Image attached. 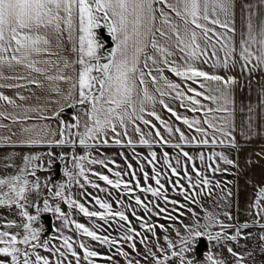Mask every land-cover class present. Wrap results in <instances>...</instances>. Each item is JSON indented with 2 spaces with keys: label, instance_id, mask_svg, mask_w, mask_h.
I'll list each match as a JSON object with an SVG mask.
<instances>
[{
  "label": "snow or ice",
  "instance_id": "6c2138e0",
  "mask_svg": "<svg viewBox=\"0 0 264 264\" xmlns=\"http://www.w3.org/2000/svg\"><path fill=\"white\" fill-rule=\"evenodd\" d=\"M261 133L264 0H0V264H264Z\"/></svg>",
  "mask_w": 264,
  "mask_h": 264
},
{
  "label": "crops",
  "instance_id": "0c3cea01",
  "mask_svg": "<svg viewBox=\"0 0 264 264\" xmlns=\"http://www.w3.org/2000/svg\"><path fill=\"white\" fill-rule=\"evenodd\" d=\"M252 3H256V0H251ZM114 43V41H113ZM211 70V69H209ZM239 74V73H238ZM243 76H241V80L243 82ZM253 83H252V91L249 94L247 88H245L243 94H241L239 91L237 92V104L239 105L241 103V101L243 100L245 103L247 102V100L249 99V96L251 98V100L253 102L256 101L257 99V83L259 82V77L254 73L253 76L251 77ZM167 116V112L165 111L164 113ZM246 115V113H239L238 112V122L243 121L244 116ZM238 139H240V137L238 136ZM248 143L251 145L250 147H245L241 152H240V165L241 168L243 169V171L240 172L239 176H235L230 174L228 176V179L230 180H236L238 181L239 184V188L237 189V186L235 184L231 185V187H233V191L234 193L238 190L239 191V195H240V203L241 206L243 207L244 201L246 196L250 193L251 191V186L247 184V180L246 178L249 176H254L257 180L261 179V174L262 172H264V158H261L260 156L256 155V152L259 150L261 145H264V133L261 134H257L255 136H253L251 138V140L248 141ZM144 147V146H141ZM170 152L173 151V149L169 148ZM190 151L192 149H189ZM157 151L159 152L160 149L157 148ZM248 153H252V160L253 163L251 166H245V159L248 155ZM233 158H235L233 156ZM259 161V162H257ZM139 170V169H138ZM148 171L151 172V167L148 168ZM142 179V178H141ZM143 182V179H142ZM154 183V181H153ZM214 194V193H213ZM215 195V194H214ZM178 198H181L179 196H177ZM233 199L235 200V196L233 197ZM207 202L209 203V205L212 203L211 199H207ZM198 209H200L199 207H197ZM199 211H202L201 209ZM140 215H145L148 216V213L144 212L143 210H140ZM132 217V221L135 219L137 220V217L135 214H131L130 213V218ZM157 219H161L160 217H155V220ZM167 220V219H166ZM169 223V222H167ZM135 224V223H133Z\"/></svg>",
  "mask_w": 264,
  "mask_h": 264
},
{
  "label": "rangeland",
  "instance_id": "374dc122",
  "mask_svg": "<svg viewBox=\"0 0 264 264\" xmlns=\"http://www.w3.org/2000/svg\"><path fill=\"white\" fill-rule=\"evenodd\" d=\"M18 151H21V152H24V151H28V150H30V149H28V148H24V147H21V148H18L17 149ZM170 150V149H169ZM105 151L106 152H109V153H111V154H116L115 155V158L121 163V165H124V160H123V158H122V156H120V155H118L117 153H118V151H119V146H113V147H108V148H105ZM124 151L125 152H128V157H129V159L132 161V163L134 164V165H136V164H138V162L136 161V159L132 156V154H131V152L127 149V147H125L124 148ZM139 151H145V147H140L139 148ZM5 152H6V149L3 147V146H0V156H3L4 154H5ZM57 162H59L60 164H61V162L60 161H57ZM56 162V163H57ZM102 170H104V171H108L107 169H102ZM3 171V169L2 168H0V172H2ZM53 172L55 173V175H54V179H58V178H60V176L62 175V164H61V172H60V174L59 175H57L56 176V165L54 166V168H53ZM47 173H45V172H41V175H46ZM101 183L103 184V183H105V182H103V181H101ZM88 191L89 192H92V191H94L93 189H91V187L89 186V188H88ZM102 196H105L106 195V193H100ZM215 194V193H214ZM213 194V197L215 196ZM78 195H79V193H78ZM108 198H110L111 199V197H108ZM176 198H178V197H176ZM206 198L207 199H211V198H208V197H205V204L206 205H209V203L207 202V200H206ZM88 199L89 200H91L92 199V197L91 196H89L88 197ZM125 199H127V197H125ZM211 201H212V199H211ZM113 203H114V206H115V201H113ZM161 203H162V201H161ZM198 207V206H197ZM96 208L99 210V206L97 205L96 206ZM200 209H198L197 208V211H199ZM202 212V211H201ZM44 213H50V212H44ZM130 213L131 214H133L131 211H129V216H130ZM43 214V213H42ZM41 214V215H42ZM51 214V213H50ZM148 215H149V213H148ZM189 215H190V213H189ZM51 216H52V224H53V227L56 225V224H58V221H55L54 220V217H53V215L51 214ZM78 218L82 221V222H84V223H89V221H88V218L85 216V215H83V214H80L79 216H78ZM153 220H155V216H152L151 217ZM43 219V218H42ZM131 219H132V217H131ZM44 220V219H43ZM45 222V221H44ZM101 223L103 222V221H100ZM160 222H162V223H167V222H169L168 220H166V219H160ZM133 223H135L134 225H136L137 227H139V223H138V221L137 220H133ZM157 231H161V230H159V229H157ZM248 231H254L253 229H248ZM201 238H205V240L207 241V238L206 237H201ZM93 243H95L94 241H93ZM253 243H259V241L257 240V241H249V246L251 247V245L253 244ZM207 246H208V241H207ZM206 246V247H207ZM206 249V248H205ZM204 249V250H205ZM101 250L102 251H106V249L105 248H101ZM129 251H132L130 248H129ZM141 251H143V247L141 246ZM203 254V253H202ZM117 258V260H119L120 261V264H124V262H123V260L119 257V256H117L116 257Z\"/></svg>",
  "mask_w": 264,
  "mask_h": 264
},
{
  "label": "water",
  "instance_id": "95a60500",
  "mask_svg": "<svg viewBox=\"0 0 264 264\" xmlns=\"http://www.w3.org/2000/svg\"><path fill=\"white\" fill-rule=\"evenodd\" d=\"M103 29V26H101ZM103 36L104 39L108 40L109 45H111L113 43L110 34L107 32L106 29H103ZM61 172V164L59 162L56 163V176L59 175ZM42 218L44 219L46 226L49 228V230L51 231L53 228V224H52V216L50 213H43L42 214ZM207 246V241L205 240V238H200V243L197 246V252L199 254L202 255L204 249Z\"/></svg>",
  "mask_w": 264,
  "mask_h": 264
}]
</instances>
